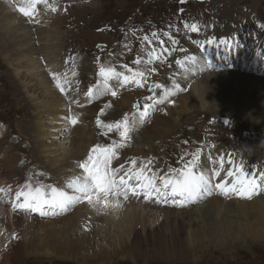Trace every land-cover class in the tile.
<instances>
[{"label": "rangeland", "instance_id": "374dc122", "mask_svg": "<svg viewBox=\"0 0 264 264\" xmlns=\"http://www.w3.org/2000/svg\"><path fill=\"white\" fill-rule=\"evenodd\" d=\"M50 1L52 3V0ZM74 1L77 5L82 4L83 6L76 5L70 8L68 5H64V8L71 10L70 17L67 12H64V8L60 7L55 11L57 17L53 19L58 22L53 27L58 32L55 33L58 36L55 42L61 46L62 51L59 59H61V64L67 65L65 68L69 67L68 70L72 73V77L63 76V80L58 84L59 88L62 87L64 95H67V104L62 102L61 107H58V104H53L58 111L63 113L62 115L52 116L44 111L43 106L49 103L47 98L49 96L47 89L49 88L39 87V83L35 84L36 81L33 82L28 77L17 80L12 71V69H21L17 63V57L9 58L10 52H5L0 47V152L3 150V152H7L8 156L13 159V168L16 170L14 174L10 173L14 177L8 176L7 179H4L1 176L4 163L0 165V188L9 185L10 192H16L19 190L17 188H21V185L29 183L33 187L37 184L51 186L53 184V187H58L53 181L61 179L59 175L50 174L49 176L48 174L49 172L55 173L57 166L53 162L49 164L48 161H53V158L65 160L74 151V143L78 138L85 143V147L89 141L92 144H90V150L96 145L110 146L113 142L123 143L124 147L117 149L112 168H116L114 162L118 159L117 168L123 165L127 171L131 170V166L127 162L137 159L141 164L137 170L145 166L146 177L153 174L159 177L169 173L170 169L182 168L193 158L194 152L190 149L198 147L200 151L205 152L213 147V143L225 150L230 149L228 152L231 155L239 156L242 160L249 162V169L258 168L264 171V122L242 117L240 110L239 112L222 111L219 115L211 117L209 114L202 113L203 110L196 106L193 109L184 108L183 104L190 105L193 101V97L189 96L188 91L185 90H178L165 97L160 93L162 90L171 88L168 81H173L175 78L177 80L178 74L181 75L182 70L177 68L175 62L183 61L182 57L186 56L184 55L187 51L186 47L193 44L196 36L204 37L215 33L227 34L229 30L248 35L247 32L251 29L253 32L255 31V35H264V0ZM59 3L60 1H56V5ZM38 12L45 16L49 15L45 9H40ZM23 19H26L25 23L26 21L32 23L26 24L31 30L33 26L37 25L35 33L40 32L41 36L45 37L48 32L46 26L49 27V25H45L42 19L34 21L27 16H24ZM34 23L36 25H33ZM51 23L49 22V24ZM193 24L196 25L197 32L192 30ZM153 33L156 35L153 36ZM37 39L38 36L33 35L32 41L36 47L38 46ZM45 45L43 40L41 48ZM98 46L102 47V50L98 51L100 49ZM149 53L152 55L150 56ZM219 54L226 63L237 62L238 64L241 61L234 59L229 53L227 56L224 55L225 53L219 52ZM248 54L249 51L243 59H248ZM212 55L215 54L212 53ZM258 57V61H260L262 55ZM138 59L141 61L140 64L135 63ZM149 59H151V63H148ZM101 65L113 67L116 71L124 72V74L126 71V75H131L127 71L129 68L133 71H141L144 75L137 79L140 80L141 85H144L141 87L133 84L130 87V84H127L115 89L117 91L115 97L110 92L102 95L94 94L93 99H89L92 101L88 105L85 106L84 101L79 104L82 98H88L86 95L88 89L97 85V81L100 79L98 73ZM125 65L127 67H124ZM21 66L23 67L21 73L25 74L26 65L21 64ZM63 74L66 75V73ZM63 83L66 88L63 87ZM109 84L111 86L115 82L110 81ZM156 85H162V87L157 88ZM23 86L27 87L26 89L33 90L36 87L40 90L26 93L22 89ZM59 88L55 87V90L57 91ZM93 90L95 93V88ZM148 96H152L153 100L143 99ZM130 97L133 100L131 104ZM162 98L164 102L156 103L153 108H150L149 115L141 119L139 113L143 111V105L145 103L153 105L154 101ZM122 99H127L129 102V105L127 104L123 109V114L121 113L122 120L127 115L131 123L132 130L129 133L130 139L127 141L121 140L120 132L115 127L111 131L104 127L107 124L115 125L116 120L113 122L109 120L102 126L97 125V119L104 121L111 117L110 113L119 110L118 105ZM34 100L42 105L41 113L36 116L31 111L25 110L26 106L30 108L29 106L34 104ZM92 104H95L96 108L88 113L86 109H89L88 107ZM73 115L78 116V122L75 126L73 125L74 127L65 119V117ZM90 115L93 122L89 121L92 119ZM153 115L161 117L169 115L167 117H170L180 127L179 132L174 133L168 139L146 141L145 139L148 137L144 132L148 133V130L145 131V128L152 127L153 122L150 119L154 121ZM135 116L141 123L136 129L131 120V117L133 119ZM34 118L43 123L42 132L39 133L42 136L40 140L36 135V130L39 128ZM117 132L119 133L115 134ZM140 136L142 137L140 138ZM39 141L43 144L42 155L37 146ZM134 146H139L145 152L150 151L147 155L134 156L131 153ZM218 150L217 147L215 151ZM84 154L85 149H83ZM42 158H46V161L43 162ZM1 159L0 155V161ZM3 160L5 162L8 160L6 155H3ZM85 160L86 155L83 158V161ZM149 161L152 162L149 163ZM152 167L154 168L152 169ZM80 170L83 171L81 168ZM201 170L204 168L201 167ZM51 179L52 181H50ZM228 179L226 177V180ZM157 183H159L158 180ZM3 195L0 192V203ZM263 196L264 194L255 195L252 199ZM5 197L7 198H5L3 207H6L7 212L16 211V214L20 216H28L32 213L30 215L32 221L27 222L19 218V225L16 226L6 221V215H0V264H102V260L107 261V264H264V210L248 212L249 216H253V219L248 223L244 221L240 212L237 213L234 209L231 212L222 210L219 218L230 220L227 225L229 230L217 232L210 227L203 229L191 212L193 204L190 207L175 204L178 209L163 208L174 214L168 215L171 218L166 219V214L158 213L144 224L145 236H154L155 240H151L150 237L140 239L141 241L134 247L135 255L128 254V257L121 254L115 257H109V254L105 255L120 245L118 238L114 246L110 242L101 244L100 250L105 256L97 258L91 251L89 254L88 247L76 243L71 234H68L69 237L60 239L57 243L56 241L44 242L41 247L36 236L42 237L43 234H47V224L52 223L46 224V222L59 219V216L65 215V212L62 215L49 214L42 218L32 211L14 209L13 202L8 196ZM214 197V193L211 196H206L203 200L205 206L206 202ZM252 199L243 198L241 202L248 204ZM176 200H180L179 197ZM21 201L20 199L19 202ZM131 202L137 203L140 200L130 196L125 200V205ZM81 204L80 202L71 206V211H68L66 215H70L78 208L81 209ZM146 204L157 206L151 200H148ZM254 216H257V219ZM257 221L260 223L259 226ZM179 225L185 228L183 231L185 241L188 239L184 245L178 241ZM250 225L251 230H256V233L261 235L250 237L248 232ZM132 228L131 225L130 229ZM83 229L85 230L84 226L81 228L82 232ZM137 229L139 230V228ZM196 231L204 235H201L200 240L194 241L193 235ZM48 238L49 236L43 237L44 240ZM124 241L129 243L130 239L125 238ZM39 249H43V251ZM80 255L89 261L83 260Z\"/></svg>", "mask_w": 264, "mask_h": 264}, {"label": "bare ground", "instance_id": "6f19581e", "mask_svg": "<svg viewBox=\"0 0 264 264\" xmlns=\"http://www.w3.org/2000/svg\"><path fill=\"white\" fill-rule=\"evenodd\" d=\"M27 3L28 1L26 0H23L22 2L18 0H0V47L3 48L5 52H10L8 56L9 58L11 56H13V58L17 57V63L19 64L21 69H15V70L12 69L13 75L16 77L17 80H21L23 77H28L30 78L31 81L33 82L36 81L35 84L39 83L38 84L39 87L44 86L49 88L47 89L49 91V96L47 97L49 103L48 105L43 106L44 111L52 114V116L62 115L63 113L58 111L57 107L53 106V104L54 103L56 105L58 104V107H61V103L65 102V104H67L68 100H67V95H64V91L61 90L62 87L59 88L57 85L63 80V76L69 78L72 77V73L68 70L69 67L65 68L67 65L61 64V59H59V57L62 54L61 53L62 51H61V46L55 42L58 39V36H56L55 33L58 32L55 31V28L53 27L58 22L53 20L55 18L50 15V12H49L50 17H48L49 15H47L46 17L45 14L35 11L31 16L30 20L37 21V19H42L45 25H49V27L46 26L48 32L46 33L45 37H42L40 32L35 33V31H37V27H34L31 30L28 27V25H26L27 23L24 22L25 20L23 18L25 15L21 11H19L20 8L26 7ZM49 22L50 23L53 22L55 24L52 25V23L49 24ZM254 32L253 29H251L247 32L248 35H243L241 34L242 32L238 33L229 30L227 31V34H222V33L218 35L215 34L216 36H218L216 37L217 42L214 39L215 37L213 36L196 37L195 49L197 53L195 52L193 56L190 59H188V62L186 63L185 68L187 71L185 72L187 73H181V75L178 74L177 80H175L176 79L175 78L173 81H168L169 86L171 88L169 90L168 89L162 90V91H166L164 92L163 96L165 97L166 95L168 96L172 95L176 93L178 90H188V94L189 96L193 97V101L192 103H190V105H187V103L183 104L184 108L188 107L190 109H193L196 106L200 110H203L201 111L202 113L209 114L211 117H215L216 115H219L222 111L239 112L240 110V112L242 113L240 115L242 117H249L252 119H257V121L259 120L264 122V53H263L264 35H255ZM33 35L38 36L37 39L38 48L36 47L34 41H32ZM43 40L45 41L46 45L41 48V42ZM209 40L212 41L211 44L207 43V41ZM221 41H226V43H222ZM201 45H203V47H201ZM228 49H230L229 52H227ZM186 50L187 51L190 50L189 45L186 47ZM248 51H249V54L247 55L249 56L248 59L247 58L243 59ZM219 52L225 53L224 54L225 56H227L229 53L234 59L235 58L238 60L240 59L241 61H239L237 65H233L230 62L226 63L220 58L221 55L219 54ZM212 53H214L215 55L213 56ZM261 55L262 57L260 61H258L259 58L258 56ZM192 58H194L195 62H193ZM206 59H208V61H206ZM209 61L211 62V66H209L208 64ZM21 64L26 65V68H24L25 74L21 73L23 69ZM249 65L251 66V69L247 68L249 67ZM70 67H72V65H70ZM245 70L246 72H248V74L243 72ZM63 73H66V75H64ZM54 76L56 77L55 79ZM55 87H58L59 89H57L56 91ZM63 87L66 88V85L64 83H63ZM26 88L27 87L24 86L22 88L23 91L26 93L40 90V88L38 89L36 87L33 90L31 88L30 89H26ZM89 99H93V97L92 98L88 97L87 99L82 98L79 104L82 103V101H84L85 103L84 105L86 106L92 101V100L90 101ZM129 99L131 104L132 103L131 101L133 100H131V97ZM128 103L129 102L127 99H122L118 105L119 110L117 112L110 113L111 117L104 119V121L102 120L103 121L102 124H106V122L109 120L113 122L115 120H118V118H121L123 114L122 113L123 109H125V106ZM29 107L30 108L26 106L25 110L31 111L35 116L41 113V109H42L41 103H37L34 100V104L30 105ZM88 108L89 109H86L87 112L91 113L93 109L96 108V106L95 104H92ZM136 116L133 119H131L133 121L132 123L135 129L139 128V125L141 124L138 121L139 118H136ZM167 116L169 115H164L162 117L156 116L151 125L152 127H150L151 129L145 128V131L148 130V133L144 132V134H146L148 137V139H145L146 141L149 140L150 142V140L155 141V140L168 139L174 133L179 132L180 127L177 125L175 121H173L170 117ZM34 119L37 121V118ZM38 121L36 122V124L39 129L36 130L37 132L36 135L40 140L42 136H40L39 133L42 132L43 123L41 121L39 122ZM89 121L93 122V118L89 119ZM74 126L72 125V127ZM118 133L119 132L115 134ZM141 137L142 136H140V138ZM90 144L91 143H89L88 141L86 143L87 146L85 147L84 146L85 143H83V141H81V139L78 138V140L74 143V151L71 152L69 155L67 154L68 157L65 160H61L60 158L59 159L53 158L54 159L53 161L51 160L48 161L49 164L53 162L54 165L57 166V168L55 169V173L49 172L48 174L49 176L50 174L59 175V178L61 179L58 180L56 179L55 180L56 182L53 181V183L56 184L58 188H64L69 193L72 192L71 189L67 188V183L70 180L78 176H81L83 174V171L81 172L80 167H78V165L79 163L83 162V158L85 155L87 159L88 155L90 154L91 150L89 149V147H91L92 145ZM37 146L39 147L41 152L40 154L42 155L43 154L42 142L41 141L37 142ZM83 149H85L84 155H83ZM190 150L193 152L196 150V148L193 147ZM228 150L230 149L225 150L221 148V151H217L216 154L215 151H213L215 154L214 158H210L209 155H205L203 156V159L201 161L200 166L204 168V170H207L209 176H211V171H214V173L216 171H219L221 173L220 176L215 175L216 180L212 177L216 183L221 182V178L226 179L227 177L226 170H230V166L234 167L232 160L229 159V155H231V153H229ZM3 151L0 152V155L2 157L0 161V165L4 163V167H3L4 169L1 176L4 179H7L8 176L14 177L13 174L16 172V170L13 168V159L8 156L7 152L5 153ZM149 151L150 150H147V152H145L139 146L138 147L134 146L133 149L131 150V153L134 156H143V155H147ZM3 155L7 156L8 160L6 162L5 160H3ZM42 159L43 162L46 161V158H42ZM132 161H136L135 165H133ZM229 161H231V163H229ZM118 163L119 160L116 159L114 162V166L116 168H117L116 164ZM127 163L131 166L132 171L133 170L137 171V169L141 166L140 161L137 159H131ZM171 165H173L172 162ZM154 167H152V169ZM124 170L127 171L126 169ZM122 174L123 173H120L119 175ZM50 181H52V179ZM129 183L133 184V182H129ZM9 188L11 189L9 185H6L4 187V189H9ZM1 193L4 194L3 195L4 199L1 196L0 215L1 214L6 215V221L8 223L11 222V224L18 226L19 218H22V220L27 222L32 221V217L30 216L32 213H30V215L28 214V216H20L16 214V211L7 212L6 207H3L5 198H7L5 196H8V198L12 202L15 201V193H16L15 191L14 192L8 191ZM205 197L202 200L196 202L197 204L192 203L193 208L191 209L194 218L200 222L203 229L204 228L208 229L210 227V229L212 230L215 229L217 232L222 230L227 232L229 230L227 225L230 223V220L226 221L225 219L219 218V216L221 215L220 211L222 210L225 212L226 211L231 212V210L234 209L235 212L237 213L240 212L244 221L247 223L253 219V216H249L248 212L253 213L254 211L264 210V196L254 198L248 204H244L243 202H239L236 200L226 201L225 199L224 201L221 198H227V197L223 195H221V198L215 196L212 200L210 201L208 200L207 202L205 201L206 206L203 203ZM236 197L237 196L233 195L228 198L235 199ZM20 199L23 201L24 198L21 197ZM82 201L84 202H81L82 203L81 209L78 208L75 211H73V213H71L70 215L69 214L66 215L68 211H71V209L69 208L67 211H65V215L59 216V219L46 222V224L49 222L52 223V224H47L48 225V230L46 229L47 234H43L42 237L36 236L37 238L36 240L41 243V247H42V243L44 242L56 241L57 243L60 241V239L69 237L68 234H71L73 235L74 237L73 239L76 243L81 244V246L83 247H88L89 254H91L92 252V254L96 255L97 258H99V256L104 257L107 254H109V257H115L118 256L119 254L128 257V254L135 255L134 247L138 245L137 243L141 241L140 239H147L150 237L151 240L152 239L155 240L154 236H149V237L145 236L144 224L149 220H151L150 218L155 217L154 215L158 213L166 214V219L171 218V216L168 215H174L169 210L159 208L157 206H150L149 204L143 203L141 201L137 203L131 202L125 205V200L122 196L116 197L114 195H109L107 197V204H108L107 207H105V203L103 200L97 207L91 206L86 199ZM116 201H119V206L113 207L112 205ZM230 206H234V207L231 208ZM62 213H60L59 215H62ZM255 219H257V216L255 217ZM131 225L133 227L132 229H130ZM259 225L260 223L258 222V226ZM83 226L85 230L83 229L82 232L81 228H83ZM137 228H139V230ZM250 228L251 225L248 231L250 237H258L259 235H261L260 233H256V230L253 231V229L251 230ZM184 229L185 228L183 226L179 225L178 230L180 231V233H178V238H179L178 241H180L183 245L186 242H188V239L187 241H185L186 239L183 237ZM79 230L81 231V233ZM258 230L261 229L258 228ZM151 235H153V233H151ZM201 235L204 234H201L198 231H196L193 235L194 241L200 240ZM44 236H49V238L47 240H44L43 239ZM186 236L188 237L187 234ZM118 238L120 239L119 240L120 245L117 246V248L115 247L109 253H105V255H103L100 250L101 244L110 242L111 245L114 246L117 243L116 240ZM125 238L130 239V242L126 243V241H124ZM190 242L192 243V241ZM43 249L42 250L39 249V250L43 251ZM89 254L87 253L88 257ZM82 259L89 261L88 259H84L83 257ZM106 262L102 260V264H107ZM82 263H85V261H82Z\"/></svg>", "mask_w": 264, "mask_h": 264}, {"label": "snow or ice", "instance_id": "6c2138e0", "mask_svg": "<svg viewBox=\"0 0 264 264\" xmlns=\"http://www.w3.org/2000/svg\"><path fill=\"white\" fill-rule=\"evenodd\" d=\"M38 3H43L52 12L57 10L56 0H52V3H48V0H29L26 7L20 8L19 11L31 18L35 12V5ZM191 27L193 31H196L195 24ZM155 35L153 33V36ZM221 42L226 43V41ZM207 43L211 44L212 41L209 40ZM149 55L151 56L152 54L149 53ZM192 59L195 62L194 58ZM135 63L140 64L141 61L138 59ZM148 63H151V59L148 60ZM177 64H181V61L178 60ZM208 64L211 66L210 61ZM124 67L127 66L125 65ZM127 71L131 75L116 71L113 67L101 65L98 73L100 79L97 81V85L88 89L86 95L92 98L94 94L102 95L110 92L115 97L117 95L116 88L124 87L127 84H135L142 87L137 77H142L144 73L133 71L130 68ZM110 81H114L115 84L110 86ZM57 86L59 87V85ZM156 87L160 88L162 85H156ZM93 88H95V93ZM61 90L63 91V89ZM144 99L153 100V97L148 96ZM163 102L162 98L159 101H154L153 105L145 103L143 111L139 113L141 119L149 115L150 108H153L156 103ZM65 119L71 125H75L78 122L77 115L65 117ZM101 124L102 121L97 119V125ZM104 127L109 131L115 127L120 132L122 141L130 139L129 133L132 128L127 115L124 116L122 121H117L115 125L107 124ZM121 147H124V144L117 142H113L110 146H94L87 159L78 165V167L83 169V174L67 183V188L72 190L71 193L64 188L53 187L51 185L37 184L33 187L30 183L25 184L16 191L13 208L39 212L41 216H46L65 212L71 206L85 199L93 207H97L103 200L105 207H107V197L109 195L122 196L127 200L130 196L135 197L142 194L146 200H152L155 197L153 201L155 203L172 202L177 206H185L186 204L196 203L205 196H211L216 191L225 197L235 195L246 199H252L255 195L264 194V171L260 172L257 176L255 172L245 171L243 164L235 166L234 170H226V176L231 178L230 181L221 178L220 183L213 184L212 177L208 175L207 170H201L199 150L193 154L192 160L185 163L182 168L170 169L169 173L159 177L155 174L146 177L144 173L145 166H142L135 172H132V170L125 171L123 165L120 168L114 169L111 167V164L117 155V149ZM132 163L135 165L136 161H132ZM193 169H196V171H193ZM120 173L123 174L119 175ZM118 175L119 179H117ZM215 175L220 176L221 173L216 171ZM129 180H134V183L129 184ZM157 180L159 183H157ZM8 191H11V189L0 188V192ZM21 197L24 199L22 202H19ZM176 197H180V200H176ZM112 206L118 207L119 201L114 202Z\"/></svg>", "mask_w": 264, "mask_h": 264}]
</instances>
